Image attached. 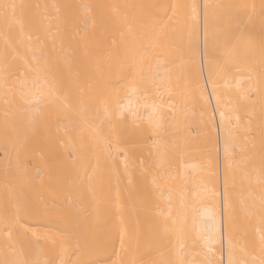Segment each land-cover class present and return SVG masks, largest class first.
<instances>
[{
  "label": "bare ground",
  "instance_id": "6f19581e",
  "mask_svg": "<svg viewBox=\"0 0 264 264\" xmlns=\"http://www.w3.org/2000/svg\"><path fill=\"white\" fill-rule=\"evenodd\" d=\"M230 1L0 0V264H264V0Z\"/></svg>",
  "mask_w": 264,
  "mask_h": 264
},
{
  "label": "rangeland",
  "instance_id": "374dc122",
  "mask_svg": "<svg viewBox=\"0 0 264 264\" xmlns=\"http://www.w3.org/2000/svg\"><path fill=\"white\" fill-rule=\"evenodd\" d=\"M229 1H230V0H229ZM251 1H252V0H251ZM253 1H254V0H253ZM253 1H252V2H253ZM255 1H256V3H257V4H256V3L254 4V5H256V7H257L256 11H257V10L260 11V7H262V5H263V3H262L263 0H255ZM255 1H254V2H255ZM230 2H233V3H230ZM230 2L228 3L227 8H228L229 10L231 9V10H230L231 12H229V10H228L227 13L229 12L230 14L228 13V15H227V13H226V16H227V18H228L227 20H229V22H230L229 24H230V25H233V20H232V18L234 19V15H233L234 12H232V11H233V9H234L233 6H234V4H236L237 0H231ZM249 2H250V1H249ZM254 2H253V3H254ZM230 4H232V7L230 6ZM258 6H260V7H258ZM263 6H264V5H263ZM229 7H230V8H229ZM261 10H262V12H264L263 7L261 8ZM259 11H257V15H258V12H259ZM260 12H261V11H260ZM260 12H259V15H260V17L262 18V17L264 16V13H260ZM231 14H232L233 17H228V16H230ZM261 15H262V16H261ZM235 20H236V19H235ZM262 20L264 21V17H263ZM234 23H236V22L234 21ZM262 24H263V34H264V22H262ZM254 26L256 27L257 24L254 25ZM255 29H256V28H255ZM261 34H262V33H261ZM263 38H264V35H263Z\"/></svg>",
  "mask_w": 264,
  "mask_h": 264
}]
</instances>
